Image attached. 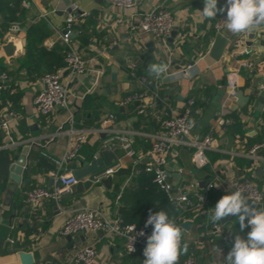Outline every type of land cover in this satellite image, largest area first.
I'll use <instances>...</instances> for the list:
<instances>
[{
    "label": "crops",
    "instance_id": "1",
    "mask_svg": "<svg viewBox=\"0 0 264 264\" xmlns=\"http://www.w3.org/2000/svg\"><path fill=\"white\" fill-rule=\"evenodd\" d=\"M224 3L225 0H219L218 6ZM51 5L62 12L56 13L50 9ZM73 5L82 16L74 27L72 43L86 62L87 70L76 75L65 66L58 68L61 82L70 91L68 108H55L50 115L41 116L33 100L44 88L42 75L21 61L25 54V32L31 25L46 26L49 31L41 47L60 52L58 49L63 45L60 29ZM161 7L174 19L175 34L164 41L143 32L137 24L142 13ZM202 9L203 0H136L135 7L126 10L114 7L110 0H73L69 5L63 0H0V25L22 23L20 32L14 36L23 44L22 55L12 59H7L0 47L3 68L10 75L7 80L17 97L13 105L1 104L0 113L9 120L10 130L0 134V152L9 153L11 165L21 155V149L28 147L21 182H11L9 168L6 180L0 178V264H22L18 255L21 251L32 255L31 264H67L74 252L85 246L96 249L93 264H143L146 244L135 253H126L122 237L100 230L62 235L60 229L68 215L81 209H101L108 217L137 227L152 207L166 206L170 216L176 208L193 213L189 208L170 203L161 191L163 198H158L152 174L144 171L150 135L158 130L159 119L180 114L189 99L194 101L189 106L191 136L211 135L212 147L205 152L206 162L198 164L190 147L173 145L167 155L169 179L175 193L193 190L204 193L209 182L216 186L207 194L201 213L180 216L178 225L188 223L187 227L182 226L183 241L188 244L183 258L192 252L197 264H225L235 235L246 238L250 228L241 231L238 218H223L216 234L207 216L223 195L233 192L230 183L235 178L254 181L264 197V151L254 158L248 154L253 144L264 140V103L258 106L257 97L262 89L258 81L264 78V28L252 38L225 29L221 34L229 43L222 57L215 60L210 56L217 34L213 24L221 14L208 20L202 16ZM7 36L0 34V46ZM240 38L250 50L242 56L234 47ZM240 59L251 61L252 67L240 65ZM161 62L168 64V72L156 78L148 66ZM188 65L190 68L182 73L181 69ZM112 67L116 68L115 81L111 80ZM40 69L46 70L44 66ZM236 70L238 89L251 95V99L244 107L232 109L230 104L235 100L227 95L226 75ZM255 91L257 94L253 96ZM133 93H141L143 98L126 102ZM9 111L15 116L8 115ZM70 114L76 126L86 128H98L100 121L110 114L116 120L91 133L75 158L58 165L56 161L67 149V137L55 133ZM223 115L231 117L233 123L220 126L217 119ZM116 135H127L134 150L132 156L126 155L118 141L110 149L117 153L120 165L110 177L117 175L118 180H112L108 186L95 182L79 194H73L75 184L59 202L25 200L26 191L32 187L58 186L59 174L73 175L74 170L99 156L105 149L103 143ZM40 157L55 163L56 168L41 164ZM49 177L54 178L52 186ZM260 203L264 207V199Z\"/></svg>",
    "mask_w": 264,
    "mask_h": 264
},
{
    "label": "built area",
    "instance_id": "2",
    "mask_svg": "<svg viewBox=\"0 0 264 264\" xmlns=\"http://www.w3.org/2000/svg\"><path fill=\"white\" fill-rule=\"evenodd\" d=\"M111 4L120 9H132L136 5V0H110ZM82 16L77 12L76 5H73L65 17V22L60 29V40L65 46V54L63 57L64 66L70 70L72 74H83L87 70L86 62L81 58L76 48L72 43V35L74 27L78 19ZM224 15H220L213 24L214 31L222 33L226 28L224 27ZM138 27L145 33L159 40H166L174 28V19L172 14L165 8H155L141 14L138 20ZM20 25L16 22L9 24L7 35H16L20 32ZM235 52L242 56L248 54L250 50L244 45L243 40L237 39L234 43ZM239 64L251 68L253 63L251 61L240 59ZM190 68L188 65L182 68V73H185ZM8 78L6 72H0V91L6 89L4 81ZM41 81L44 88L38 91L34 97V106L36 111L41 116H48L55 108L67 109L69 104V88L61 82L60 74L56 72H47L41 76ZM227 95L230 99L235 100V94L238 90L237 70L230 71L226 75L225 85ZM12 93V90L9 91ZM142 99L141 93H133L128 96L125 101L131 99ZM1 102V99H0ZM194 103L193 99L188 100V106L178 115L159 119L158 130L151 134V147L147 153L144 171L151 173L153 181L158 189L163 192L168 198L169 202L180 208H189L195 214L203 211L207 202V194L213 189V182H209L204 193H199L196 190L183 191L175 193L173 185L169 179L170 171L167 166V155L173 145L184 144L190 147L193 151V160L198 164L206 162L205 152L212 147L213 138L211 135H205L202 138L198 136H191L192 120L190 116V105ZM8 105V104H7ZM10 116H15L14 112L7 113ZM116 117L112 114L100 121L98 128L79 127L74 124L73 115L70 114L67 122L59 126L56 135L63 134L67 137V149L60 160L56 163L61 165L76 157L78 149L84 143L88 136L98 130H101L104 125L115 121ZM220 126L230 125L233 123L232 118L228 116H220L217 119ZM10 130V122L5 118L3 113H0V134L8 133ZM115 141H118L121 149L126 155L132 156L134 150L132 141L127 135H116L107 139L102 147L105 149H114ZM259 151H264V140L253 144L248 151L250 157H256ZM120 165L115 164L107 168L104 176L114 174ZM58 180L61 186L53 188L35 186L27 190L25 193V200L28 203H35L43 199H51L59 202L61 196L77 183L76 178L70 174L58 175ZM230 186L233 191L241 189L246 196L253 199L258 196L262 197L259 186L252 180L246 178H235L231 181ZM203 197V200H202ZM261 202V200H260ZM231 217V216H229ZM144 220L141 226L133 224H124L117 218H111L105 215L101 209H81L74 211L68 215L60 229L62 235H70L72 233L86 231V230H100L107 235H116L124 239V251L129 252V248L133 243L135 253L139 246L146 244L147 236L152 232V226L145 227ZM214 233L219 232V227H213ZM143 232L141 236L139 233ZM135 238V239H134ZM134 239V240H133ZM133 241V242H132ZM96 249L92 246H85L77 249L70 261L67 264H93L96 259ZM181 264H197L195 255L188 253Z\"/></svg>",
    "mask_w": 264,
    "mask_h": 264
},
{
    "label": "clouds",
    "instance_id": "3",
    "mask_svg": "<svg viewBox=\"0 0 264 264\" xmlns=\"http://www.w3.org/2000/svg\"><path fill=\"white\" fill-rule=\"evenodd\" d=\"M218 5L219 0H203L201 14L208 20H214L218 14L224 15V27L230 33L252 35L264 28V0H225L222 6ZM168 67L164 62L152 63L148 71L160 78L168 72ZM262 199L261 196L253 199L236 189L232 194L223 195L207 216L217 228L220 221L229 216L238 218L241 231L250 228L246 238L235 235L225 264H264V207L257 208ZM148 226H152V232L143 249V264H179L181 255L188 251V244L183 241L184 229L176 223L175 217L164 210L150 212L145 222V227ZM134 251L132 243L129 252Z\"/></svg>",
    "mask_w": 264,
    "mask_h": 264
},
{
    "label": "water",
    "instance_id": "4",
    "mask_svg": "<svg viewBox=\"0 0 264 264\" xmlns=\"http://www.w3.org/2000/svg\"><path fill=\"white\" fill-rule=\"evenodd\" d=\"M72 1L73 0H63V2L66 5H69ZM50 9L54 10L56 13L62 12V11L55 10L52 5L50 6ZM174 34H175L174 31H172L171 36L173 37ZM252 37H253V34L248 35V38H252ZM228 43H229V40L223 34L217 33L215 35L214 41L210 49V56L215 60L220 59ZM0 47H1V50L4 56L7 59L19 57L22 55V52H23V44H22L21 39L14 35H8L5 38V40L1 43ZM115 79H116V68L112 67L111 68V80L115 81ZM258 83L259 85H261V88H262L257 96L258 106L261 107L262 104L264 103V78L260 79ZM256 92L257 91H255L253 96L257 94ZM250 99H251V95H244L243 90L238 89L235 94V102L230 104V108L232 109H235L236 107L242 108L250 101ZM27 152H28V147L24 146L21 149V155H19L10 165L9 178L11 182H14L17 184L21 182V171H22V167L25 165V162H26L25 155L27 154ZM118 162H119L118 155L116 152L110 149H103L100 152L99 156L93 158L90 162H86L83 168L76 169L73 171V176L77 180L73 194H79V193L84 192L85 190H88L89 187L95 182H100L108 186L112 180L114 181L118 180L119 176L117 175H115L113 179L110 176L103 175V172L107 168L114 166ZM258 171L256 172V174L258 173ZM48 183H49V186H52L55 183L54 178L49 177ZM56 185L61 186V183L59 180L56 181ZM260 207H263V204H257V208H260ZM182 226L187 227L188 223H183ZM18 255L20 257L22 264H31L33 262L32 255L30 253L21 251L18 253ZM182 259H183V255H181L180 257L179 264H181Z\"/></svg>",
    "mask_w": 264,
    "mask_h": 264
},
{
    "label": "trees",
    "instance_id": "5",
    "mask_svg": "<svg viewBox=\"0 0 264 264\" xmlns=\"http://www.w3.org/2000/svg\"><path fill=\"white\" fill-rule=\"evenodd\" d=\"M18 24L21 26L22 23L18 22ZM8 27H9V24L8 25H0V34H2V35L5 34L7 32ZM48 31L49 30H47L46 26L31 25V26L27 27L26 32H25V54L22 57L21 61L23 63L31 65L32 70L33 71L34 70L39 71L41 75H43L47 72H56L58 70V68H60L61 66H64L63 57L65 54V47L63 45L61 48L58 49L60 52H57L55 50H45L40 45L43 37L48 34ZM41 66H44L46 68V70L40 69ZM0 72H6V70L3 68L1 59H0ZM6 73H7V76L9 77L10 76L9 73L8 72H6ZM4 83L6 85V89L4 90L2 95H0V96H2V97H0V99H1L0 108H2V105L5 106L6 102L13 105L17 99V97H16V95H14V93L9 92L12 89V87L9 85V81L6 79L4 81ZM39 160H40L41 164H43L44 166H46L52 170L56 168V164L53 162L46 161L42 157H40ZM11 161H12V159H11L9 153L6 152L5 150H2L0 152V178H2V180H6V178H7L8 168H9ZM155 188H156V191H155L156 196L160 199L163 198L160 195V190L158 189V187L155 186ZM160 210H164L169 214V208H167L166 206L156 207V208L152 207V208H150L149 212L154 213V212H157ZM175 210L176 211L174 212V214H171V216L170 215L169 216L175 217L177 224L180 223V221H181L180 216H182V214L185 216L193 215V213L188 212V211H186L184 213L183 211L179 210L178 208H176ZM180 211L182 213H179ZM143 223H144V221H143Z\"/></svg>",
    "mask_w": 264,
    "mask_h": 264
}]
</instances>
